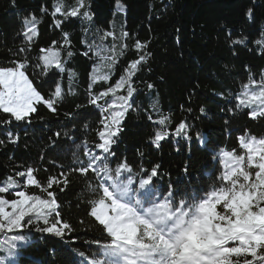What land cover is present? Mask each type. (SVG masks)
Segmentation results:
<instances>
[{"label": "trees", "instance_id": "trees-1", "mask_svg": "<svg viewBox=\"0 0 264 264\" xmlns=\"http://www.w3.org/2000/svg\"><path fill=\"white\" fill-rule=\"evenodd\" d=\"M55 3L56 0H0V66H12V61L24 58L23 53L17 55L23 46L17 33L21 30L22 18L35 13L39 19L38 35L28 53L31 59L26 70L33 86L46 96L54 91L45 81L55 70L43 75L41 68L36 66L38 55H42L40 49L61 51L66 68L77 73L71 86L68 72L57 74L56 80L66 95L57 102L56 113L38 105V112L33 114L29 124L0 122V139L6 141L0 145V186L12 179L18 184L15 190L48 198L42 188L50 176L63 180L60 175L63 168L68 181L66 187L53 185L49 191L56 193L59 212L73 231L70 238L61 240L25 230L23 233L30 234L29 238L25 237L29 242L23 246L15 242L11 257H7L5 251L7 236L1 234L0 244L5 246L3 250L0 247V255L7 257L5 264H85L79 256L81 251L90 259L103 258L96 246L89 247L84 243L104 239L87 215L88 202L95 198L94 194L89 191L85 177L72 171L70 166L77 158H86L84 151H95L96 132L102 128L97 109L90 105L79 109L76 106L86 102L89 76L100 63L94 51L90 53L91 59L83 53L88 45L95 50L105 31H113L119 37L122 30H127L133 39L148 42L151 54L135 80V87L140 90L134 96L136 110L126 114L118 142L113 145L116 156L109 157L113 168L124 157L134 169L140 165L150 169L159 164L156 189L171 186L176 192L203 197L213 186H222L218 177L223 171V163L216 158L220 149L243 155L244 150L238 142L240 135L246 133L257 139L264 138V118L253 120L247 108L226 110L236 102L228 103V98L240 94L242 85L248 82L247 77L253 75L259 81L260 73L264 72V47L254 43L260 38L261 25H264V0H119L122 9H117V0H88L93 14L90 21L72 18L62 25L63 31L69 34L70 45L63 43L61 30L53 27ZM64 3L70 7L75 0H64ZM42 8H47V13L42 12ZM249 8L253 9L251 22L246 15ZM229 30L231 39L246 37L247 46L230 44ZM53 41L58 43L53 44ZM128 42L131 44L132 41ZM112 43L111 37L103 41L105 46ZM116 43L119 44V40ZM69 47L75 53L70 60L66 56ZM134 58L136 56L131 52L120 58L109 83L114 85L122 74L125 61ZM147 83H152L154 88L147 89ZM105 87L107 84L98 81L93 91ZM153 103L156 107H152ZM188 107L192 112L187 111ZM201 107L205 109L204 114L199 112ZM77 112L84 115H65ZM149 115L153 121L166 116L170 122L162 127L149 121ZM6 116L0 112V121ZM181 121L190 125L191 139L175 135ZM85 123L89 125L88 129L84 128ZM156 129L169 133L160 141L159 148L150 143ZM8 130L13 132V138L18 135L16 143L7 142ZM57 131L61 133L59 137L53 135ZM140 153H143L142 157ZM28 167L36 169L34 176L41 188L27 185L26 178L17 175ZM133 178L146 177L134 175ZM61 187H64L63 191ZM0 195L9 200L14 198L8 193Z\"/></svg>", "mask_w": 264, "mask_h": 264}, {"label": "snow or ice", "instance_id": "snow-or-ice-1", "mask_svg": "<svg viewBox=\"0 0 264 264\" xmlns=\"http://www.w3.org/2000/svg\"><path fill=\"white\" fill-rule=\"evenodd\" d=\"M122 7L117 0V9ZM90 8L88 0H75V4L70 7L65 6L64 0H56L52 11L53 27L61 30L65 45L71 42L69 34L63 31L64 22L72 18L90 21L93 16ZM41 11L47 13L48 10L42 8ZM246 15L251 22L254 19L253 9L249 8ZM38 23L35 13L22 18L21 30L17 35L23 46L18 49L17 55L23 53L24 58L12 61V66H0V112L7 114L0 122L4 124L13 121L31 123L33 114L38 112V105H44L56 113L57 102L66 95L61 83L56 80L57 74L68 72L69 86L77 77L75 71L66 68L61 51L40 49L42 55H38L36 66L41 68L43 75L55 70L45 81L54 91L46 96L33 86L26 70L31 59L28 53L38 35ZM228 36L230 44L247 46L246 37L231 39L230 30ZM259 36L254 43L264 47V25H261ZM108 37L112 38L113 43L105 46L103 41ZM100 40L95 50L88 45L83 53L91 59L90 53L94 51L100 63L89 76L86 102L76 107L79 109L90 105L97 109L98 123L102 128L96 132L98 139L94 141L95 151H84L86 158H77L70 167L85 177L89 191L94 194L95 198L88 202L87 215L95 222L104 239L86 240L84 243L89 247L96 246L103 258L90 259L83 251L79 252V256L85 264H264V138L257 139L246 133L240 135L238 142L244 150L243 155L220 149L216 158L223 163V171L218 177L222 186H213L203 197L176 192L171 186L156 189L155 183L160 176L159 164L150 169L142 165L134 169L124 157L113 168L109 157L116 156L113 145L118 142L126 114L136 110L134 96L140 90L135 87V80L151 54L148 42L133 39L127 30H122L119 37L113 31H105ZM130 40L131 44L128 42ZM57 43L53 41V44ZM130 52L136 58L125 61L119 79L114 85L109 83L119 59ZM74 54L69 47L67 58L70 60ZM105 68L107 72L103 71ZM98 81L104 82L107 87L93 91ZM247 81L238 96L228 98V103L236 102L233 107H226V110L232 112L247 108L253 120L264 118V72L260 73L259 81L253 75H249ZM146 87L151 90L154 85L147 83ZM71 94L76 95L75 92ZM110 96L112 99L108 100ZM152 107H156V104L153 103ZM187 111L192 112V108L188 107ZM199 112L204 114L205 109L201 107ZM65 115L74 117L84 113ZM148 120L162 127L170 122L166 116L153 121L152 115H149ZM84 128L88 129L89 125L85 123ZM189 128L190 125L181 121L175 129V135L191 139ZM53 135L59 137L61 133L57 131ZM168 136L167 131L156 129L150 143L159 148L160 141ZM6 137L9 143H16L19 139L18 135L13 138L10 130ZM5 143V140L0 139V145ZM140 155L142 157L143 153ZM35 171L28 167L17 175L25 177L27 185L41 188L34 176ZM60 175L63 180L50 176L42 188L48 198L27 194L25 190H15L18 184L12 179L0 186V194L8 193L14 197L9 200L0 195V233L17 234L11 241H5L7 257L13 256L15 239L24 230H34L61 240L70 238L73 228L59 212L56 193L49 191L53 185L63 184L66 187L68 181L63 168ZM134 175L146 178L134 179ZM60 190L63 191L64 187ZM6 258H0V264H5Z\"/></svg>", "mask_w": 264, "mask_h": 264}, {"label": "rangeland", "instance_id": "rangeland-1", "mask_svg": "<svg viewBox=\"0 0 264 264\" xmlns=\"http://www.w3.org/2000/svg\"><path fill=\"white\" fill-rule=\"evenodd\" d=\"M103 71L106 72L107 69L105 68V69H103ZM254 171H255V169H254ZM1 234L4 235V236H7L6 240H8V241H11L14 237L17 236V234H15V233H7V232H5L4 234L3 233H0V236H1ZM29 236H30L29 233H23L22 235H19L18 238L15 239V242H19L20 244H22L20 246H23V245H25V244H27L29 242V239L27 240L25 238V237H28L29 238ZM4 246H5L4 244H2V243L0 244V247L2 248V250H3ZM1 257H2V255H0V258Z\"/></svg>", "mask_w": 264, "mask_h": 264}]
</instances>
